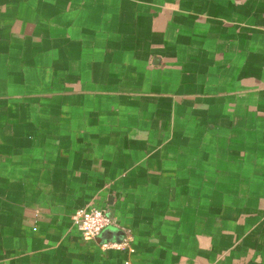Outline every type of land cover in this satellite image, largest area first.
<instances>
[{"label":"crops","instance_id":"1","mask_svg":"<svg viewBox=\"0 0 264 264\" xmlns=\"http://www.w3.org/2000/svg\"><path fill=\"white\" fill-rule=\"evenodd\" d=\"M126 262L264 264V0H0V264Z\"/></svg>","mask_w":264,"mask_h":264},{"label":"built area","instance_id":"2","mask_svg":"<svg viewBox=\"0 0 264 264\" xmlns=\"http://www.w3.org/2000/svg\"><path fill=\"white\" fill-rule=\"evenodd\" d=\"M72 217L82 237L85 239L95 238L105 226L113 223L112 219L109 218L102 209L95 206L80 207L75 211ZM129 241L130 237L124 238L118 243H103L102 246L120 249L128 248L132 251ZM125 264H129V262H126Z\"/></svg>","mask_w":264,"mask_h":264},{"label":"rangeland","instance_id":"3","mask_svg":"<svg viewBox=\"0 0 264 264\" xmlns=\"http://www.w3.org/2000/svg\"><path fill=\"white\" fill-rule=\"evenodd\" d=\"M95 207H97V206H95ZM97 208H99V207H97Z\"/></svg>","mask_w":264,"mask_h":264}]
</instances>
